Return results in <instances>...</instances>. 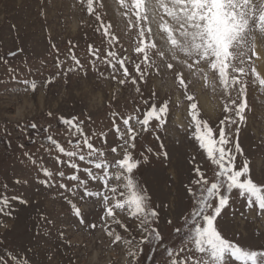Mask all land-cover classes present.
<instances>
[{
    "label": "rangeland",
    "instance_id": "374dc122",
    "mask_svg": "<svg viewBox=\"0 0 264 264\" xmlns=\"http://www.w3.org/2000/svg\"><path fill=\"white\" fill-rule=\"evenodd\" d=\"M96 2L104 5L96 9L100 20L87 12L86 3L81 0H0V196H19L28 201L25 206L12 200V208L0 212V264H168L165 248L180 244L183 232L178 235L174 230L183 228V218L194 207V197L186 190L196 178L194 167L200 166L210 180L214 178L215 166L191 135V101L187 95H194L201 118L218 132L219 122L227 115L224 104L230 102L218 76L209 72L206 83L202 76L184 69L189 85L186 92L178 84L176 70H167L161 63L159 73L142 65L147 73L146 82L119 84L122 69L116 73L118 79L113 80L112 69L102 60L109 50L117 51L126 58L129 72L137 75L134 65L142 59L134 51L137 29H130L127 18L122 15L126 9L117 0ZM101 21L105 25L111 23L112 34L118 41L109 45L100 27ZM255 35L256 51L264 59V36L258 31ZM89 45L99 49L102 58L96 61L95 68ZM10 52L16 55L11 56ZM72 54L80 60L83 69L65 77V69L74 66ZM248 56L251 53L243 57V66L248 70V108L246 122L240 126L239 133L244 155H238L236 162L239 165L247 159L253 180L264 184V86L253 83L255 77L250 71L255 67L264 76V65L260 58L248 59ZM57 59L62 63L60 68L56 66ZM49 77H55L52 83H46ZM25 79L35 80L37 89L25 91L26 86L21 83ZM164 101L169 104L166 125L159 129L150 126V131L138 137L133 150L137 158L141 153L149 156L135 172V178L146 185L160 213L152 226L160 231L163 240L154 246L143 245V252L134 259L128 255L129 245L114 244L113 238L106 234L101 202L95 197L87 198V202L78 199L83 195L82 189L73 196L71 189L77 182L68 177L75 170L69 167V158L59 153L46 137L51 135L72 150L73 143L82 137L60 118L76 117L94 145L103 148L106 158L114 162L122 153L113 127V113H119L115 122L124 131L120 117L135 115L142 119L151 104L159 106ZM32 123L37 128H31ZM230 127L234 131L235 125ZM161 141L168 152L167 160L147 152L148 148L160 151ZM112 147L117 148L116 153L111 152ZM72 159L80 165L81 179H86L83 168L88 166L87 162L79 161L78 157ZM45 167L53 172L54 186L45 187L40 183L48 179L41 171ZM60 171L65 173L63 177L58 175ZM60 183L68 185V189L60 188ZM89 189L100 191L102 185L89 181ZM65 196L82 208L84 224L75 217ZM9 211L12 216L8 215ZM41 216L47 219L41 220ZM222 216L219 227L227 238L251 249L264 245V217L257 215V208L249 209L246 198L235 190L230 207ZM117 219L120 225L109 221L112 230L125 239H140L143 233L137 219L119 212ZM92 223L97 227H89Z\"/></svg>",
    "mask_w": 264,
    "mask_h": 264
},
{
    "label": "snow or ice",
    "instance_id": "6c2138e0",
    "mask_svg": "<svg viewBox=\"0 0 264 264\" xmlns=\"http://www.w3.org/2000/svg\"><path fill=\"white\" fill-rule=\"evenodd\" d=\"M81 2L86 3L89 14L95 15L97 20L101 19L96 9L104 7L102 2ZM117 3L126 9L122 15L127 18L130 29H137L134 51L142 59L135 63L137 75L133 76L126 66V58H122L117 51L109 50L102 62L112 69L113 80L118 79L116 73L122 69L123 78L118 79L119 84L124 85L130 81L137 85L138 80L146 82L147 73L142 69V65L159 73L162 63L165 69L176 70L178 84L186 92L189 85L184 77V69L193 75L202 76L206 83L211 72L218 76L223 92L230 98V102L224 104L227 115L219 122L217 132L207 120L201 118L194 95H187V100L191 101V135L204 150L210 163L215 166L214 178L210 180L200 166L194 167L196 178L191 181L190 186H186L187 192L194 197V207L189 215L183 218V228L174 230L178 235L183 232L180 244L175 248H165V254L169 258L168 264H264V245L257 249L242 246L227 238L219 227L220 220L223 219L222 213L230 207L234 190L240 197L246 198L249 209L257 208V215L264 217V184L253 180L247 159L239 165L236 162L238 155H244L239 143V133L240 126L246 122L245 112L248 108V70L243 66V57L251 53L248 59H252V56L260 58L256 51L255 33L258 31L264 36V0H117ZM100 27L109 45L119 40L112 34L111 23L105 25L101 21ZM52 47L55 48V45ZM89 51L94 57L91 63L95 68L96 61L102 59L99 49H93L89 45ZM9 55L15 56L16 52H10ZM71 60L74 61V66L65 69V77L70 72L83 69L75 54L71 55ZM56 66H62L59 59ZM250 71L255 77L253 83L258 82L260 86H264V76L255 67H251ZM12 79L16 77L13 76ZM54 79L55 77H49L46 83H52ZM21 83L26 86L25 91L37 89L35 80L25 79ZM136 91L139 92L140 88L137 87ZM144 103L147 104L148 101ZM168 111V101H164L159 106L156 103L151 104L142 119L135 115L120 117L124 131L115 122L119 113H113V127L121 142L118 146L122 153L121 158L114 162L106 158L103 148L94 145L91 138L84 133L82 122L76 117L60 118L64 125L73 128L75 133L82 137V140L78 139L73 143L72 150L66 149L51 135L46 137L59 153L69 158V167L75 170L74 174L68 177L70 181L77 182L71 189L73 196L77 195L78 189H82L83 195L78 199L87 202V198L95 197L101 202L104 208L102 226L106 234L113 238L114 244L123 242L129 245L131 250L128 255L134 259H138L139 254L143 252V245L154 246L161 242L163 237L160 231L152 226L158 221L160 213L146 185L135 178V172L148 161L149 156L141 153L140 158H137L133 150L137 147L138 137L150 131V126L159 129L166 125ZM48 115L52 116V113L49 112ZM130 121L139 127H134ZM231 125H235L234 131ZM30 127L35 129L37 125L32 123ZM104 135L101 133V136ZM156 139L160 140V137L156 136ZM159 148L160 151L157 152L148 148L147 152L156 158L162 155L167 160L168 152L162 141ZM110 150L112 153L117 152L116 147ZM75 157H78L79 161L87 162L88 166L83 168L86 179H81L80 165L72 159ZM32 163H35V160ZM41 171L48 179L41 180L40 183L45 187L54 186L55 181L51 180L53 172L47 167ZM58 175L63 177L65 173L60 171ZM89 181L99 182L102 190H90ZM59 187L68 189V185L64 183H60ZM65 199L75 217L84 224L82 208L67 196ZM12 200H18L25 206L28 204L27 200L19 196H0V212H4L6 208L11 209ZM118 212L127 213L139 221L143 234L138 241L125 239L109 227V221L121 224L117 219ZM8 215L12 216V211H9ZM46 219L41 216V220ZM168 223L171 224V220ZM89 227L95 228L97 225L92 223ZM60 236L63 237V232Z\"/></svg>",
    "mask_w": 264,
    "mask_h": 264
},
{
    "label": "bare ground",
    "instance_id": "6f19581e",
    "mask_svg": "<svg viewBox=\"0 0 264 264\" xmlns=\"http://www.w3.org/2000/svg\"><path fill=\"white\" fill-rule=\"evenodd\" d=\"M261 54V53H260ZM260 62H261V64L262 65H264V59H263V57H262V55H260ZM260 72H261V70H260ZM262 73V72H261ZM179 164V163H178Z\"/></svg>",
    "mask_w": 264,
    "mask_h": 264
}]
</instances>
